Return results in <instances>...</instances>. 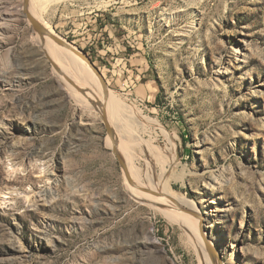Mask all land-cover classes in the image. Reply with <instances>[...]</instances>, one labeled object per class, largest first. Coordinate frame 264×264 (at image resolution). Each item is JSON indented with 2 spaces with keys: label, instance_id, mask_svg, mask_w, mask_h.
<instances>
[{
  "label": "rangeland",
  "instance_id": "1",
  "mask_svg": "<svg viewBox=\"0 0 264 264\" xmlns=\"http://www.w3.org/2000/svg\"><path fill=\"white\" fill-rule=\"evenodd\" d=\"M40 2L132 115L112 126L132 161L126 182L101 105L65 80L75 63L59 71L24 0H0V264H215L140 201L132 163L174 182L221 264H264V0Z\"/></svg>",
  "mask_w": 264,
  "mask_h": 264
},
{
  "label": "bare ground",
  "instance_id": "2",
  "mask_svg": "<svg viewBox=\"0 0 264 264\" xmlns=\"http://www.w3.org/2000/svg\"><path fill=\"white\" fill-rule=\"evenodd\" d=\"M40 1H42V0H28V11L34 19H36L35 14L37 12L41 13V11H40L41 9L39 6L41 5L42 2H40ZM37 2H40L39 3L40 5ZM39 17H40V19H36V20L40 24H42L44 27H46L45 26L46 22L42 20L41 14H39ZM47 30L49 31V33L52 36H54L56 38V36L54 35V33L52 31H50L48 28H47ZM42 39H43L44 43L47 45L48 49L50 50L49 52H50L52 58L53 57L56 58V63L58 66L57 69H59L62 64H68L71 61H73L75 63V66L72 65L74 68L65 76V80L70 84L69 88L71 86H72V88L75 87L73 89L74 93L72 95H74V97L77 99L87 97L89 99V102L92 103V105L94 103H96V105L100 104L102 107V103H103L105 105V113L107 111V114L109 117L108 123L111 126V128H112V126H115V128H117V130L121 131L122 133H128V129H129L128 125H131V124L127 123L128 121L126 122V120L131 121L132 115L126 110V108L122 104H120L119 102L114 100L115 98H114L110 89L108 90V92L106 94L104 93L102 86L99 82V79L96 76V74L94 73V71L90 68V66L88 65V63L84 59H82L77 53H75L76 51H78V52H81V51L74 45H73V47H71L69 44L60 41L67 46V47H62V46L58 45L53 39H51L50 37H47V36L42 38ZM44 49H45V47H44ZM65 53L69 54V56L66 57ZM48 57H50V56L48 55ZM81 60L84 63H86L89 67L86 64H84L83 62H81ZM51 61L53 62L52 59H51ZM53 64H54V62H53ZM76 64H79L80 66L76 67ZM60 70L61 69H59V71ZM85 78L88 79L89 83H87V89L82 90V86L80 84L84 83ZM72 88H70V89H72ZM80 103H81V101H80ZM90 103L88 105H90ZM83 104L86 105L85 103H83ZM93 107H94V105H93ZM89 108L92 109V107H90V106H89ZM130 115H131V117H130ZM131 123H133V122L131 121ZM132 126H134V125H132ZM113 131H114V129H113ZM121 132H120V134H121ZM129 133H131V132H129ZM114 134H115V142L112 141V139H110V142L116 147L117 151L120 154H123L125 161H129V160L132 161V155H131L132 149L126 147L127 145L126 146L124 145L125 144L124 142H126V141H118V139L116 138V132L115 131H114ZM129 135H131V134H129ZM134 135H136V134H134ZM124 137L125 136H123V138ZM127 138H128V136H127ZM136 144L137 143H135V146H136ZM152 153H151V155H152ZM158 154H160V149H159ZM150 159L152 160L151 156H150ZM155 161H157V160H155ZM161 161H162V159H161ZM157 164H159V162ZM149 167H152V166H149ZM153 172H155V170ZM124 175H125V179L127 182V177H126L125 172H124ZM128 175L132 180L135 181V188L138 190L142 189L143 197L140 200L142 203L155 204L159 208L161 206L162 208L166 209L169 216H171L173 219H175L176 221L181 223V225H183L184 227H187L190 230V232L192 233V235L195 237V239L197 241L196 243L204 244L206 246V247H202L203 248L202 251L204 250L203 251L204 254L205 255L207 254L208 256L214 257L215 264H221L220 261H218V256H217L216 252H214V250H213V243L208 241L206 234L202 231V225H201L200 219L195 218V221H192L189 219L187 214L183 211V206H182V204L180 202V198H179L180 196L173 191V183L174 182H172L171 179H168V178L166 179L165 177L164 178L159 177L156 180L155 179L156 176L153 177L152 176L153 174H150V176H148L147 173H145L144 174L145 176H143V174L141 172H139V170L136 168V166L133 163L129 167ZM177 179L178 178H176L175 180H177ZM159 211H160V209H159ZM192 219L194 220V218H192Z\"/></svg>",
  "mask_w": 264,
  "mask_h": 264
},
{
  "label": "water",
  "instance_id": "3",
  "mask_svg": "<svg viewBox=\"0 0 264 264\" xmlns=\"http://www.w3.org/2000/svg\"><path fill=\"white\" fill-rule=\"evenodd\" d=\"M24 15L25 17L28 19V21L30 22V24L32 25V28L34 30V32L36 34H38L40 37L44 38V37H50L51 39H53L58 45L62 46V47H67L64 43L60 42L57 38H55L54 36H52L49 31L47 30L46 27H44L42 24H40L36 19H34L32 17V15L29 13L28 11V0H24ZM81 51V50H80ZM75 53H77L82 59H84L88 65L90 66V68L94 71V73L96 74V76L99 79V82L102 86V89L104 91V93L106 94L109 90L105 79L103 78L102 74L99 72V70L97 69V67L94 65V63L92 62V60L90 58H88V56L84 53V52H78L76 51ZM101 114V118L102 121L105 124L106 130L108 135L110 136V138L112 139V141L115 142V134L113 129L111 128V126L108 123L106 114H105V105L102 103V113ZM114 154L116 155V157L118 158L120 165L123 169V171H126V163L124 161V159L122 158L121 154L116 151L113 150Z\"/></svg>",
  "mask_w": 264,
  "mask_h": 264
}]
</instances>
